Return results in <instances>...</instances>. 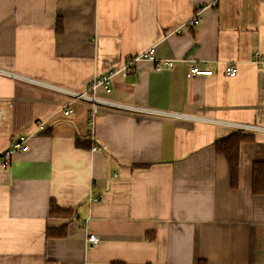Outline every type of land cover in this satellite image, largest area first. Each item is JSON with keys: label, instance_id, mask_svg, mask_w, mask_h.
Returning a JSON list of instances; mask_svg holds the SVG:
<instances>
[{"label": "crops", "instance_id": "crops-1", "mask_svg": "<svg viewBox=\"0 0 264 264\" xmlns=\"http://www.w3.org/2000/svg\"><path fill=\"white\" fill-rule=\"evenodd\" d=\"M200 9L198 25L167 34ZM152 46L169 67L140 59L93 92L145 112L69 96ZM255 53L264 59V0H0V154L27 137L0 172V264H264ZM192 62L214 74L187 79ZM236 130L254 141L240 145L232 188L213 145ZM51 202L73 218L50 217ZM62 226L64 238H46Z\"/></svg>", "mask_w": 264, "mask_h": 264}, {"label": "built area", "instance_id": "built-area-1", "mask_svg": "<svg viewBox=\"0 0 264 264\" xmlns=\"http://www.w3.org/2000/svg\"><path fill=\"white\" fill-rule=\"evenodd\" d=\"M219 0H213V3L215 4ZM205 9V8H204ZM204 9H200L196 11L189 20L186 22H183L182 24L178 25L176 28L171 29L168 31L167 34L169 35H181L183 33V30L188 28V27H194L198 25L202 21V12ZM255 58V63L256 64H262L264 62L263 57L259 53L254 54ZM140 59H145L149 62H157L155 58V49L154 47L148 48L143 54L139 56H135L133 58H128L124 60L122 67L120 68L119 71L117 72H110L107 75L101 76V77H95L92 78L88 83H87V89L82 92H71L68 93L69 96H71L74 100H81V101H88L93 104H99V103H105L108 105H111L115 108L122 109V110H128V111H135V112H145L146 110H136L128 105H123V104H118V103H113V102H108L101 100L99 98H96L93 92L95 91L96 88L100 87L102 88L106 93H108L109 90V85H110V80L112 77H114L116 74L121 73L123 76L126 74L127 70L133 66V64ZM159 65L156 67L157 70H161L162 66L164 67H169L171 65L170 61L167 60H162L161 62H157ZM221 72L224 76L233 78L237 74V68L234 64H229L226 63L221 66ZM214 72L209 69H202L199 67V65L196 62H192L188 65L185 77L187 79H193L199 76H211L213 75ZM92 93V94H91ZM95 108L92 107L91 113L94 114ZM5 113V109L0 103V123L3 120V116ZM69 115V110L68 108H65V110L62 112L63 117H67ZM92 124V122H91ZM238 129L241 130H252L254 129L253 126H248V125H235ZM26 141L27 137H22L19 138L18 140H15L12 144L10 149L2 152L0 154V172L6 170L9 166V162L11 157L17 153V152H26L27 146H26ZM105 149L104 146H93L92 151H97V150H102ZM98 241V238L94 234H88L86 238V243L89 245H93Z\"/></svg>", "mask_w": 264, "mask_h": 264}, {"label": "trees", "instance_id": "trees-1", "mask_svg": "<svg viewBox=\"0 0 264 264\" xmlns=\"http://www.w3.org/2000/svg\"><path fill=\"white\" fill-rule=\"evenodd\" d=\"M253 134L236 130L227 137L215 141L213 145L214 152L221 155L226 160L229 170L230 186L235 188L239 175V149L242 143H252ZM76 146H81L80 139L75 140ZM251 193L256 196H264V162H254L251 168ZM49 216L55 218H73L72 210H64L56 206L54 202L49 205ZM67 234V227L62 226L58 229H47L46 238H64ZM153 239V237H150ZM121 264V263H113Z\"/></svg>", "mask_w": 264, "mask_h": 264}]
</instances>
